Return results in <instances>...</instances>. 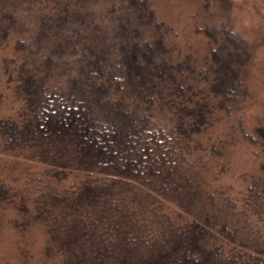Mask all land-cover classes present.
<instances>
[{"label": "trees", "instance_id": "trees-1", "mask_svg": "<svg viewBox=\"0 0 264 264\" xmlns=\"http://www.w3.org/2000/svg\"><path fill=\"white\" fill-rule=\"evenodd\" d=\"M194 1L174 24L161 0H0L1 76L16 102L0 151L32 163L41 187L31 198L0 182V202L19 231L41 228L45 256L264 264V162L243 187L221 180L232 146L264 154V127L246 119L252 48L213 20L214 0Z\"/></svg>", "mask_w": 264, "mask_h": 264}, {"label": "rangeland", "instance_id": "rangeland-1", "mask_svg": "<svg viewBox=\"0 0 264 264\" xmlns=\"http://www.w3.org/2000/svg\"><path fill=\"white\" fill-rule=\"evenodd\" d=\"M180 3L176 0H161L158 10L174 24H180L184 19L191 20L199 3L194 0ZM210 10L214 12L213 20L218 24L229 22V19L232 29L242 39L241 42H247L252 48L251 54L245 55L244 64L248 104L252 114L246 119L252 127L259 124L264 127V0H214ZM204 39L192 37L194 51H203ZM1 73L0 67V91L3 89L0 118H5L15 112L16 102L12 91L4 87ZM245 110H248L247 107ZM245 110L243 113H246ZM247 146V143L232 146L233 150L228 152L230 170L222 176V181L233 184L238 182V186L243 187L245 182L241 175L248 171H259V162H264V154L260 155L263 149L260 146L259 151V147H252L256 151V155H253L250 146ZM28 171H35V168L26 158L20 159L12 153L0 151V182H5L9 188L22 187L25 194L32 198L40 193L41 187L35 176L26 175ZM6 200L0 202V264H61L56 254L44 255L46 237L41 228L30 227L27 231H19L12 225L10 217L18 214Z\"/></svg>", "mask_w": 264, "mask_h": 264}]
</instances>
